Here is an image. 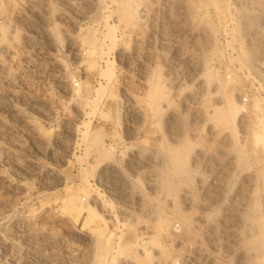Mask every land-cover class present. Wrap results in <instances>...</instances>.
Wrapping results in <instances>:
<instances>
[{
    "label": "rangeland",
    "instance_id": "obj_1",
    "mask_svg": "<svg viewBox=\"0 0 264 264\" xmlns=\"http://www.w3.org/2000/svg\"><path fill=\"white\" fill-rule=\"evenodd\" d=\"M1 42L0 264H264V0H0Z\"/></svg>",
    "mask_w": 264,
    "mask_h": 264
},
{
    "label": "bare ground",
    "instance_id": "obj_2",
    "mask_svg": "<svg viewBox=\"0 0 264 264\" xmlns=\"http://www.w3.org/2000/svg\"><path fill=\"white\" fill-rule=\"evenodd\" d=\"M121 6V12L123 13V16L125 15L124 12H126L125 10V7L122 6V5H119ZM126 6V5H125ZM119 9V8H118ZM217 10V9H216ZM217 12V11H216ZM220 11L217 12V14L219 13ZM129 15H132L130 13H128V15H125L126 16H129ZM6 16V15H5ZM129 18V17H128ZM7 20V17L5 18ZM9 19V18H8ZM125 19V18H123ZM9 21V20H8ZM6 22V21H5ZM123 22V21H122ZM125 22V21H124ZM8 23V27H9V22H6V24ZM6 26V25H5ZM10 29V28H9ZM11 30V29H10ZM8 36V35H7ZM86 38V37H85ZM92 37H89L88 40L86 41V46L88 47V55L89 56H92L95 51H96V45H95V41H93L94 39H91ZM85 40V39H84ZM84 43V42H83ZM2 44V42L0 43ZM85 44V43H84ZM101 53V52H100ZM0 54L4 55L5 57L7 58H10V49L8 48L7 44L5 45H2L0 46ZM4 58V57H3ZM1 60V59H0ZM2 63L0 61V71H1V68H2ZM4 69V68H2ZM5 70V69H4ZM4 78V77H3ZM6 78V77H5ZM156 97V96H155ZM195 97V96H194ZM222 118V117H221ZM40 134V133H39ZM263 138V137H262ZM262 141H264V138L262 139ZM110 147V146H109ZM104 150V149H103ZM107 152V151H106ZM176 154V153H175ZM173 156V155H172ZM172 163V162H171ZM174 164V163H173ZM176 165V164H175ZM172 170V169H171ZM173 171V170H172ZM168 173V172H167ZM173 174V173H172ZM160 179V178H159ZM200 186V185H199ZM168 187V186H167ZM170 187V186H169ZM203 188V185L201 186ZM205 187V186H204ZM187 188V187H186ZM169 189V188H167ZM84 194H85V197L88 198V199H91L94 203V201L97 200L98 196L94 195V194H91L89 191L87 190H84ZM194 197V196H193ZM66 201H65V208L66 210L68 211V213L75 218V220H78L79 218H81L84 214L86 215H92L94 213V207L93 206H83L80 199H79V196L78 194H72L70 196H67L66 197ZM171 198V197H170ZM182 199H183V202H186L188 204H192V200L189 196V194L187 192H183V195H182ZM85 200V199H84ZM194 200V199H193ZM195 201V200H194ZM92 205V204H91ZM202 205V204H201ZM199 220H202L199 219ZM213 228V227H212ZM211 230V229H210ZM209 230V231H210ZM215 230V229H214ZM257 231V230H256ZM262 231V230H261ZM213 232V231H212ZM264 233V232H263ZM262 233V234H263ZM264 236V234H263ZM252 237V236H251ZM260 239V238H259ZM255 240V239H254ZM262 240V239H261ZM152 241V239H151ZM153 242V241H152ZM150 243V242H149ZM152 243H150L151 245ZM156 245V243H154ZM149 247L151 248L152 246ZM141 246V245H140ZM143 248V247H142ZM147 248V247H145ZM144 254H147V250L143 249L142 251Z\"/></svg>",
    "mask_w": 264,
    "mask_h": 264
},
{
    "label": "built area",
    "instance_id": "obj_3",
    "mask_svg": "<svg viewBox=\"0 0 264 264\" xmlns=\"http://www.w3.org/2000/svg\"><path fill=\"white\" fill-rule=\"evenodd\" d=\"M247 99L246 98H243V102L246 103Z\"/></svg>",
    "mask_w": 264,
    "mask_h": 264
}]
</instances>
